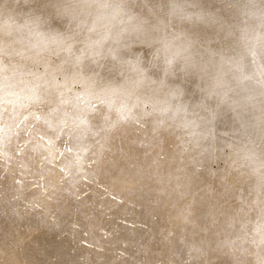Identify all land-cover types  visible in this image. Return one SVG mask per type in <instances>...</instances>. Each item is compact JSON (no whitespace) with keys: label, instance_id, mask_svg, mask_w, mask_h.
<instances>
[{"label":"rangeland","instance_id":"1","mask_svg":"<svg viewBox=\"0 0 264 264\" xmlns=\"http://www.w3.org/2000/svg\"><path fill=\"white\" fill-rule=\"evenodd\" d=\"M248 21L241 0H0V264H264Z\"/></svg>","mask_w":264,"mask_h":264},{"label":"clouds","instance_id":"2","mask_svg":"<svg viewBox=\"0 0 264 264\" xmlns=\"http://www.w3.org/2000/svg\"><path fill=\"white\" fill-rule=\"evenodd\" d=\"M241 7L245 9V15L249 17L247 23L251 31L256 32L258 29H264V0H256L255 3H252V0H241ZM189 31L193 36V49L198 44H202L211 35L206 28L201 26H190ZM258 43L260 47H264V41Z\"/></svg>","mask_w":264,"mask_h":264}]
</instances>
